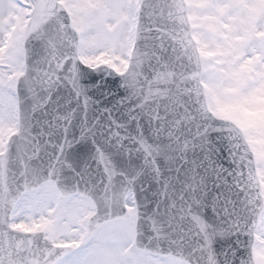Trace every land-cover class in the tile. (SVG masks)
<instances>
[{"label":"snow or ice","instance_id":"1","mask_svg":"<svg viewBox=\"0 0 264 264\" xmlns=\"http://www.w3.org/2000/svg\"><path fill=\"white\" fill-rule=\"evenodd\" d=\"M0 264H264V0H0Z\"/></svg>","mask_w":264,"mask_h":264}]
</instances>
